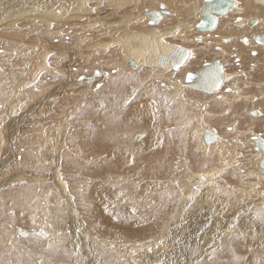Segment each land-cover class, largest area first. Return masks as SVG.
Returning a JSON list of instances; mask_svg holds the SVG:
<instances>
[{"label": "rangeland", "instance_id": "374dc122", "mask_svg": "<svg viewBox=\"0 0 264 264\" xmlns=\"http://www.w3.org/2000/svg\"><path fill=\"white\" fill-rule=\"evenodd\" d=\"M35 1L37 2L38 0H0V17L5 16L4 12H6V8L20 9V7L24 6L25 9H28ZM58 1L61 3L54 2L53 0H40L38 2L41 3H37V8H49L54 5V7H59L60 11H66L68 9H73V4L76 5V3L79 2V0H74L75 2L72 1L73 3H69L67 0ZM106 1L107 0H93L90 2V5L87 4V6L92 8L94 7V10L86 13L88 16L84 17L83 19L72 18V20L61 21L62 23L54 21L53 31L60 30L61 32L59 31L58 33L49 32L50 28H47L45 23L37 18H35V21L33 20V22H25L20 18H15L16 23H14L13 26H6L5 23H1L4 19H0V108L4 102H7L9 106V110H0V114H3V116L8 115L5 120L1 122L0 126L2 128H0V130L5 131V126H7L6 122L9 121V119L13 120L14 118L20 116L24 109L28 107L29 108L27 110L29 111L27 115L29 117L34 115V117L37 119L34 120L27 117L24 120L26 124H24V126L23 124H20L21 126H19L20 128L17 130L18 134L15 137H12L13 139L10 138V140L2 141V146H0V264H59L58 262H60V264H67L62 261L66 260L68 257L69 259H72V257L75 258L78 254L80 255L79 264H85L86 260L88 261L87 263H89L92 259L97 261V264H264V206L256 204L258 203L259 199H261V197H259L258 193L256 192L264 189V180H260L258 183H256L258 189L249 188L246 185L249 183L247 182L248 179L241 181L239 180L240 178H235L234 175H236V173L235 170H233L234 175L230 176L229 179L226 178L231 172L223 175V179H219L221 186L226 185L223 189H220L221 187L219 186L220 197L218 195L213 196V194L211 192L210 194L208 192L209 190L207 189H198L197 193L199 194H196L194 198L191 197L192 207H189V210H186L188 209V206H186V212L184 211L185 215L181 216V219L187 217V220H190V222L183 223L181 224L182 226L179 225V222H174V214L177 210L176 205L181 199L180 192L181 190H185V187L188 185V181L186 182L188 179L186 177V172L193 171L194 174H198L201 173L205 168L202 166L203 164H201V152L195 145V139L197 138L196 136L198 132L202 131L201 124L203 123H199V118L200 113L204 111V108L203 106L199 108L197 104H193V106H189L192 111L187 109L188 111L186 114L189 115L186 116V118L189 117L190 119L187 118L186 123L188 124L190 122L188 127H190L189 129L193 131L192 134L195 135L193 136L195 139L192 137L193 139L191 143L187 139V144L190 146V148H186L185 144H183L186 143L184 141L186 137H182L184 134L179 133L180 135L178 134L176 136L175 133L179 132V130H182L183 128L175 126L174 123H171L175 119L174 116L178 115L176 118H179V112H177L179 109L176 106H165L164 101L165 97L168 98V93L164 94V106L159 104L163 98V94L161 95L160 99H157V95H154L157 89L163 92L162 88L166 87L165 84L158 83V81L162 78H157V80H155L156 82L154 80L147 82V80H144L147 76L146 69L139 72H129V68H126L124 63L123 54L121 55L119 53V49L116 48L115 43L114 45H111V40L109 38L111 31L107 29L108 27L103 26V22H101L98 16L108 17L107 15H109L111 17H119L123 15V13L117 9V6L111 5V1ZM116 1L118 2V0H113V3L116 4ZM149 1L153 5L158 4L156 0ZM149 1L138 0L134 6L140 2L139 8H144L149 4ZM160 1L167 2L171 11L177 10L181 16H186L185 10L181 7V5L176 4L173 0ZM242 2L246 4V0H242ZM170 3H173L174 7H171ZM127 4H131V0H127ZM254 5L257 9V12L254 14H261L258 18H262L264 20V11L257 4ZM134 10H137V7ZM93 12L97 14H94ZM63 22L64 24L67 22L69 24L62 25ZM91 22L96 23L99 26L96 27V24ZM223 22L226 23V21ZM73 24L74 26H71ZM84 25H86L87 28L90 27V29H87ZM116 25L121 26L120 24ZM253 25L254 23H252L251 26ZM237 27H235L233 31L227 30L228 33L235 34L236 36V42L229 47L226 45L221 46V42H219V32L224 33L223 30H220V28L224 29L222 23L221 27H219L218 23L215 33L210 35L213 38V40L211 39V44H213V47L210 46V44H207L210 46L209 49H207L208 46L206 44L198 45L200 42L195 40L197 36H194V40L189 41L191 38L193 39V37L188 39L186 43L195 49V52L192 58L189 60L190 63L188 62L189 64L187 66L191 69V67L194 68L196 64L199 66L200 64L202 65L208 58H210L208 61H211L216 56H213L216 51L214 46L219 47L220 45L223 47L225 52V54H223V60L226 62L225 65L227 66V70L234 77L230 78L229 82L225 83V85L220 88L218 91L219 98L215 95L212 96L213 98L209 96L210 98L207 99L199 94H193L192 97L193 99L200 101L201 103L199 104H206L207 107L208 104L206 101L213 102V105L216 103V106H213L212 104L210 105L213 107L210 108V112L207 118H205L207 121L205 125L210 123L209 126L213 128V132L219 139L224 140L222 144L225 143V146L230 148L235 147V145L241 146L240 149L239 146L235 148L241 154V156L238 158L240 161L236 162L237 164L235 165L240 166L241 170L243 171L240 173L241 175L244 173L250 175L253 181L254 178L252 177L254 176L253 174L251 175V173L256 169L255 167H258V160L257 158L253 157H255L258 152L254 150L252 141L250 139H252L253 134H264V113L262 112L264 111V87L256 88L259 85H263L258 82H261L263 79L264 68L262 65L257 68L255 66L252 68L253 64L249 67V62L246 60H249L252 58V56L249 54L247 55L245 52V57H242L238 51L243 53L244 51H249L248 48L255 47L253 44H249V47H245L243 44L245 39H241L242 37H250L253 32L264 33V29H258L262 26H258L257 23H255L253 29L249 26H246L242 29ZM130 29L138 31L134 28ZM36 35H40L39 37L44 40L43 42L45 43H42L41 40L39 42ZM62 38H64V43H61L63 41ZM89 41H91V46L88 49L90 51H85L86 54L89 55H85L86 58L88 57L87 61L92 62V64H87V62L85 65H92L91 69L89 70L91 73L93 68L99 69L101 71L102 69L105 70L107 81H105L104 77L102 78V81H105L102 90L91 91V88H89L88 90L90 91L87 90L85 92H89V94H86L83 98L82 96L84 94L81 95V92L79 91V88L83 89L81 86H78L76 88L77 90L70 89V91H68L67 89L62 95V99L57 100L56 98L50 100L60 104L56 106L50 104V106H47L42 112L44 117L42 113L39 112L38 113L41 114V116L38 117V115L35 114L37 112H35L34 108H32L34 106L33 102H35L38 98L39 101L45 98L46 84H50L52 88H56V84H59L60 81H63V78H65L64 72L61 74V76L58 74L57 69L59 63L55 58V55H53L54 52L58 51V53L61 54H69V57L67 60H65V62H71L69 65L67 64V67L69 68V72L71 71L73 74V71H77L75 69L76 67H85L83 66V59L82 57H79L77 60H74L71 53H64V51L65 49L66 51H72L74 50V47H81L89 43ZM100 42H104L105 46L101 48L99 45ZM41 43L43 45L47 44L49 49L52 51L46 56V58H41L43 64H49L47 68L42 64V73H40V77L37 76L39 77V81H42L41 88L43 89L40 90V93L34 89V92L37 93L36 96H34L30 93V89L33 85L38 87L37 81H29L28 84L19 83L16 88V95H18L19 100L24 101L23 103L26 101L28 102L26 105H22V107L25 106L24 109L13 113L11 112L10 107H17L18 109L20 108L18 107L19 104H17L13 98L6 97V92L11 90V80L9 77L15 73V70L19 71V74L17 75L24 76L26 72L23 69L29 64V58H31L32 54L34 57H36L35 63L37 62L38 65L40 64V56L43 49L41 48ZM14 47H16V50ZM235 49L237 51H235ZM257 49L259 50L258 53L260 52V55L258 56L257 53L253 58H256L257 61H259L260 57L264 55V50L259 48ZM18 51H21V54H18L17 56L16 53H18ZM217 51L219 52V48H217ZM91 56H93L94 59H92ZM54 59H56V62ZM198 59L200 60L195 63ZM15 60L20 61V63L14 65ZM259 63H263V61H259ZM85 68H83V70ZM1 70H4V75L1 74ZM184 70L186 71L187 68L178 71L177 73V76L182 77L183 80L185 78ZM79 73H82V71ZM243 73H245V75H242ZM167 75L169 76V74ZM163 77H166L165 74ZM248 77H250V79H248ZM258 78L262 79L257 80ZM7 81L8 83H6ZM143 81L146 83L143 84ZM236 86L237 91L240 94L239 97H242L246 94L248 96L249 93L250 96L252 94V96L255 97L256 100H254L256 102L255 104H252L254 101H249L243 98L245 101L234 105L233 112L230 113L231 107L228 105L229 103L226 102V100H224V103H222L223 99L221 96L228 94L230 99L233 98L231 96L233 93H235ZM86 88L84 90H86ZM113 88L114 90H112ZM143 89L147 91L149 96L144 95L146 100H143L141 102L142 104H137L135 100ZM75 97L79 99L77 100ZM35 98L36 100L34 101ZM87 100L89 101L87 102ZM218 102L219 104L217 105ZM250 105H253V108L257 106L256 108L259 109L260 114H251L250 109L252 107ZM197 107L200 110H198ZM78 108L81 109L80 115L76 114V110ZM137 108H139L141 112L136 116L134 114L136 112L133 113V111H138ZM108 109H111L112 115L110 117H105L104 110ZM127 110L129 111L126 115ZM10 112L12 115H10ZM117 113L120 114V117L117 116ZM194 114L196 116H194ZM216 115H218L219 118L214 119L212 116ZM67 116L69 118L66 119ZM42 117L43 121L38 122V120H41ZM197 118L198 120H196ZM61 119L65 120V123H62ZM211 122L213 123L211 124ZM39 132L42 135L39 134ZM135 132H139L138 134H140V136L138 138H134L132 136V134ZM35 134H37V140H39V138L42 136L44 137L45 134H49L52 142L54 141L52 145L57 152V157L62 161V167H57L55 165L51 166L43 156H39L38 152L44 149V145L42 147V145L39 144L40 141L38 144L36 143L37 145L33 143L32 139L34 138ZM60 135H63L64 140L66 141L65 150H62V147L55 141H58L61 138ZM238 136L241 139H239ZM234 138L239 139L240 141L244 139L242 141L243 143L245 142V145L239 142L236 143ZM16 139L18 141L20 140V142L18 143ZM43 141L45 142L44 139ZM147 141H151L152 143H149V146L144 148L143 144ZM253 143L256 144L255 141H253ZM11 144L12 146H10ZM216 144L217 143L214 145L216 146ZM35 146L37 148H34ZM174 151L176 154H174ZM228 151L230 150H227V155L231 154L233 149L231 148V153ZM53 152L54 151L52 149H44V153H46L49 158L54 156ZM5 155L6 157L4 158ZM63 155H65L64 158L62 157ZM185 156L189 158L190 161L186 160L185 163H183L181 158L183 159ZM127 157L128 161H125ZM10 158L13 160V162H11L12 160ZM175 161L179 168V172L176 175H172L171 173L174 172L173 170L171 171L170 168L175 163ZM9 162H11V164ZM229 169H231V167H229ZM260 174L263 173L260 172ZM8 175L10 177H8ZM13 176H15L16 179ZM61 177L64 179V181H62ZM57 178H59L58 181L60 183L61 194L56 189V183L54 182V180L57 181ZM119 179L124 180L122 181ZM183 179L186 180L182 181ZM226 180L227 183L225 182ZM233 182L235 183V186L231 189L229 187L232 186L230 184H233ZM262 182L263 184H260ZM241 187L243 189H241ZM68 190L70 191V195L67 193ZM113 191H116L117 194L112 195L111 193ZM230 192H234L233 194L235 197L232 198L230 195L233 194ZM163 194L165 195L163 196ZM243 194L245 195L243 196ZM209 195H211L212 198L209 197ZM218 197L219 199L223 198V200L227 199L225 201H229V203L225 204V206L227 205V207H225L226 210L222 208V204H218ZM207 198L208 202H205ZM237 199H242L243 205L245 202L247 204L253 203L249 209V212H246L248 213L247 215L244 213H240L239 215L233 214L236 208L241 206L242 203V201L237 203ZM216 201L217 203H214ZM66 205L73 207L76 210L75 213L73 212L72 214H66ZM204 205L206 207H204ZM200 206L203 207L201 208ZM214 206L218 210L220 206L222 208V212L219 213ZM58 207H62L61 209L63 210H59ZM211 209H214L215 211H212ZM203 210L206 211V214ZM208 211H210V214ZM62 212H64V216ZM209 215H213L214 218L212 216L211 219ZM200 216L203 217V219ZM243 216L244 218L247 216L251 221V224H249L248 227H245L242 224V221L244 220V218H242ZM70 217L73 218V220ZM137 219L138 221L132 225V221H136ZM217 220L219 221V224L216 223ZM207 221H211L208 223L209 225L207 224L208 226L206 225ZM79 223H81L82 226L84 225V229L85 227L86 229L89 227V230H78L81 229ZM197 223H200V225ZM215 225H217V227L220 225L218 227L220 230ZM222 226L225 230L222 228ZM17 227L23 229L25 228V230H35L38 227H43L47 234L46 237H39L33 234L18 236L13 231L14 228ZM179 227H181L182 230ZM212 227L215 230L213 233ZM190 228H193L192 230L194 232ZM194 228L198 229L195 230ZM206 228L207 230L205 231ZM228 228L231 229L229 230ZM167 231L171 233H167ZM78 233L82 234L79 242L80 245L75 244V246L71 247L69 236L71 235L76 238L75 236H77ZM202 234H204V237ZM194 235L196 236L194 237ZM163 237L166 238L163 239ZM58 239L59 242L56 244ZM76 239L78 240V238ZM159 239L160 241L163 239V243L159 244L158 246ZM206 239H212V242H209ZM92 240H95L93 247H95V251L98 252H96V258L91 257V259H88V255L91 252L90 249ZM185 240H188L186 244L187 247L185 246ZM180 242L184 243L181 244ZM152 243L157 244H155V246ZM136 246H139V248L143 247L144 253L146 252L147 254L145 253L144 255V253H142L143 251L137 249ZM120 247H122V249L117 250V248ZM71 248L73 249L71 250ZM191 248L195 251V253L191 251ZM125 249L129 251L126 252ZM159 249L162 251V253L159 251ZM63 250H65V252ZM183 250H186L187 253L185 254V251ZM70 251L71 254L68 256ZM165 251L168 253H165ZM201 252L205 253L202 254ZM214 252L216 254H214ZM149 253L151 254L149 255ZM171 253L173 255H171ZM59 254H63L62 257ZM162 254L163 257L165 255L164 259ZM175 254L178 255V257L176 255L177 258L174 256ZM54 255L55 257L53 258V261L55 260V262H45V259L48 256ZM56 255L60 257L56 258ZM106 256L107 259L105 260L106 262H104V258ZM143 259H146V262ZM108 260L111 261L108 262ZM72 264L74 263L72 262Z\"/></svg>", "mask_w": 264, "mask_h": 264}, {"label": "bare ground", "instance_id": "6f19581e", "mask_svg": "<svg viewBox=\"0 0 264 264\" xmlns=\"http://www.w3.org/2000/svg\"><path fill=\"white\" fill-rule=\"evenodd\" d=\"M23 1H28V0H23ZM38 1H40V0H38ZM33 2L32 3V5L28 8V7H26V8H28V9H25V7L24 6H22V7H20V9L18 8H6V12H4V17H0V19L1 18H3L4 20L1 22V23H5V25L7 26V25H9V26H13L14 25V23H16V21H15V18H20L21 20H24L25 22H33V20L35 21V18H37V19H39V20H42L44 23H45V26L46 27H50L53 23H54V21L55 22H58V23H60L61 21H66V20H68V19H71V18H80V17H86V16H88V15H86V13H89L91 10H94L92 7H90V6H87V4H89L90 5V2H92L93 0H79V2L78 3H76V5H74L73 4V9H68V10H66V11H60L59 10V7H54V5L53 6H51V7H49V8H37V3H41V2ZM54 2H60V1H58V0H53ZM66 1V0H65ZM69 3L70 2H72V1H74V0H67ZM78 1V0H77ZM111 1V5H115V6H117V9L118 10H120L122 13H123V15L125 16V17H127V19L126 20H121V23L123 24V30L121 31V32H113L112 34H111V36L109 37L110 38V40H111V42L112 43H115V45L117 46V48L119 49V53L122 55L123 54V56H124V61L127 63V65L133 70V71H141L142 69H146L148 72H147V76L145 77V79L144 80H147V82L148 81H155L156 79H155V70H158V75L157 76H159V75H161V77L163 78V79H161V80H159L158 81V83L159 84H165V86L166 87H168V88H166V87H163L162 88V90H163V92H162V100L160 101V105H162V106H164V104H163V99H164V94H166V93H168V98H166L165 97V106L167 105V106H169V105H171V106H176L178 109H180L181 111H182V114L183 115H181L179 118H175L174 119V121L173 122H171V123H177V124H175V126H177L178 124H183V125H188L190 122H189V120H188V124L186 123L187 122V118L188 119H190L189 117H187L186 118V116H188L186 113H187V111L190 109L189 108V106H193V104L194 105H198V107L200 108V107H202L203 106V108H204V111H202V113H200V118H199V123H203V124H201V126H202V131L201 132H198V134H197V138L195 139L193 136H195V135H193L192 133H193V131H191V129H189V128H187V127H185V128H183L182 130H179V132H175L176 133V136L179 134V133H183L184 134V136L182 135V137L184 138V137H186L185 139H184V141L186 142V143H183V144H185V147L186 148H190V146L187 144V139L190 141V143L192 142V139L194 138L195 140H193V141H195V145H196V147H197V149H199L200 150V152H201V164H203L202 166H204L205 168L203 169V171L201 172V173H198V174H194V172L193 171H189V172H186V174H187V180L186 179H183L182 181H185L186 180V182L188 181V185L185 187V190H181V199L179 200L180 202H178L177 203V205H176V213L174 214L175 216H174V222H179V225H181V224H183V223H187V222H190V220L188 221L187 220V217H184L183 219H181V216H184L185 215V213H184V211H185V209H186V206H188V209H186V210H189V207H192L191 205V202H192V200H191V197L192 198H194L195 196H196V194H199V193H197L198 191V189H207V190H209L208 192L210 193H212L213 194V196L215 195V196H219L220 197V195H219V186L221 187L220 189H223V188H225L224 186H226V185H223V186H221V184L219 183V179L221 178V179H223L222 178V176L223 175H225V174H227V173H229V172H231L230 174H229V176H227V178L226 179H229V177L230 176H232V175H234V171L233 170H235V173H236V175H234L235 176V178H240L239 180H241V181H243V180H245V179H248V181L247 182H249V183H247L246 185H247V187H249V188H253V189H258L257 187V184L256 183H258L260 180H264V169L260 166V161H261V159H262V156H263V151H261L260 150V147H257V146H259V145H257V144H254L253 143V141H255L254 139H253V137L254 136H258L262 141H264V134L262 135V134H253V136H252V139H250L251 141H252V144H253V148H254V150H256L257 152H258V154L255 156V157H253V158H257V162H258V167H255V168H257V169H259V171L257 172V170L255 169L252 173H251V175L253 174V176L254 177H252V178H254L253 179V181H252V179H251V176L250 175H247V174H243V175H241L240 173H242L243 171L241 170V168H240V166H236L235 164H237L236 162H238V161H240L238 158H239V156H241V154H240V152L237 150V149H235V148H237L239 145H235V147H231L232 149H233V151H235V152H233L232 151V153H231V148L230 147H227V146H225V143L224 144H222V142H224V140L223 139H219L218 137H217V135L213 132V128L212 127H210L209 126V124L210 123H208L207 125H205V123H207V121L205 120V118H207V109H206V104H203V105H201V104H199V103H201L200 101H197V100H195V99H193V97H192V95L193 94H199V95H202L203 97H205V98H207V99H209L210 97L209 96H211V98H213L212 96H217L218 98H219V94H218V91L220 90V88L222 87V86H224L225 85V83H228L229 82V79L230 78H232L233 77V75L227 70V66L225 65L226 64V62H225V60H223V54H225V52H224V49H223V47H221V46H230V45H232L233 43H235L236 41H235V38H236V36H235V34H232V33H228V31L227 30H230V31H233V29L235 28V27H237L238 25V27L237 28H239V29H242V28H244V27H246V26H249L250 28H254V26H255V23H257L258 24V26L260 25V26H262L261 28H258V29H264V20L261 18H258V17H260V15L259 14H254L255 12H257V9H256V6L254 5V4H257L263 11H264V0H246V4L245 3H243L242 2V0H236L235 2V6L234 7H232V8H230L228 11H226V13H224L223 15H217L216 16V26H215V29L213 30V31H210V32H207V31H200L199 29H198V24L201 22V19H202V6H203V4H204V2H205V0H191V1H189V0H173L176 4H178V5H181V7L185 10V13H186V16H181L180 14H179V11H171L170 10V8H169V5L167 4V2H165V1H160V0H156V2L158 3L157 5H153L152 3H150V1H149V4L146 6V7H144V8H139V4H140V2H139V4H137V5H135L134 6V4L135 3H137V1L138 0H131V4H127V0H118V2L116 3V4H114L113 3V0H107L106 2H110ZM75 2V1H74ZM43 3V2H42ZM45 3V2H44ZM49 3H50V1H49ZM61 3V2H60ZM73 3V2H72ZM71 3V4H72ZM127 4V5H126ZM163 4V8L161 7V5ZM46 5V4H45ZM44 5V6H45ZM48 6V5H47ZM57 6H59V5H57ZM72 6V5H71ZM93 6V5H92ZM170 6L171 7H174V4L173 3H170ZM136 7H137V10H134V9H136ZM3 8V7H2ZM1 8V9H2ZM40 9V10H39ZM125 9V10H124ZM130 9V10H129ZM10 10V11H9ZM262 11V12H263ZM10 12V13H9ZM120 12V13H121ZM94 14H97V13H95V12H93ZM156 13H159V16H157L156 15ZM73 15H76L75 17H72ZM2 16V15H1ZM108 17H104V21H103V25L105 26V27H109L111 24H114V23H116V20L115 19H113V20H110L109 21V19H111L110 17L111 16H109V15H107ZM100 19H102V17L103 16H98ZM156 18H158L157 19V21L155 22L154 20L156 19ZM171 18V19H170ZM253 18V19H252ZM132 21L133 22V24L131 25L128 21ZM223 21H226V23L225 22H223ZM232 21H234V22H232ZM262 21V22H261ZM145 22V23H144ZM39 23H40V21H39ZM38 23V24H39ZM109 23V24H108ZM218 23H219V27H221V23L223 24V26H224V29H221L220 28V30H223L224 31V33H220L219 32V42H221V46L219 45V47H217V46H214L215 47V53H214V55L213 56H215L211 61H213L214 59H215V61H218L219 62V66L221 65L222 67H223V77H222V79H223V83L219 86V88L215 91V92H213V93H204V94H202L203 92H201V91H199V92H201V93H199V92H197L196 90H194V89H191L189 86H188V83H187V81H186V77L188 76V74H191V72L192 71H196V70H199L200 68H202L206 63H209V62H211V61H208V60H210V58H208L207 60H205V62L201 65L200 64V66L198 65V64H196L195 66H194V68L193 67H191V69L187 66L190 62H189V60L192 58V56H193V54H194V52H195V49H193L191 46H189L186 42H187V40L188 39H190L191 37H193V39L191 38L189 41H191V40H194V36H197V38L195 39V40H199V44L198 45H203V44H210V46H212L213 47V44H211V42H212V40H213V38L210 36V35H213L214 33H215V31H216V28H217V26H218ZM252 23H254V25L253 26H251L252 25ZM18 24V23H17ZM28 24V23H27ZM237 25V26H234V25ZM5 26V27H6ZM15 26H17V25H15ZM14 26V27H15ZM20 26V25H19ZM36 26V25H35ZM26 27H27V25H26ZM38 27V26H37ZM18 28V27H17ZM29 28V27H28ZM39 28V27H38ZM37 28V29H38ZM130 28H134V29H136V30H138V31H135V30H133V29H130ZM33 30V29H32ZM197 32V33H196ZM256 35H264V33H252L251 34V36L250 37H246V38H241V39H246L247 40V42H245V40L243 41L244 43V46L245 47H249V44H253L255 47H251V48H248L249 49V55L250 56H252V58L251 59H253L252 61H251V65L253 64V66H252V68H254V66L256 67L257 66V63H258V61H257V59L255 58H253V57H255V55L258 53V49L257 48H259V49H261V50H264V42H258L254 37L256 36ZM38 36V35H37ZM40 36V35H39ZM38 36V41L40 40V37ZM11 38V37H10ZM103 38V37H102ZM230 38V39H229ZM20 39V38H19ZM212 39V40H211ZM223 39H225V40H223ZM98 40V39H97ZM106 40V39H105ZM26 41V40H25ZM24 41V42H25ZM40 42V41H39ZM184 42H185V44H184ZM95 43H96V41H95ZM101 43V48L102 47H104L105 46V43L104 42H100ZM184 44V45H183ZM208 46V45H207ZM210 46H208V48L207 49H209L210 48ZM179 47H185V48H187V49H189V51L192 53V55L189 57V59L187 60V62H186V64H184L182 67H179V69L177 70H174V69H171V67H170V62H168L166 65H163V62L167 59V58H169L170 56H171V54H172V56H174V55H176L177 54V51L176 50H178V48ZM204 47V46H203ZM44 49L45 48H47V47H43ZM196 48V47H195ZM199 48H202V47H199ZM217 48H219V52L217 51ZM236 48V47H235ZM65 49V48H64ZM68 49V48H67ZM197 49V48H196ZM206 49V50H207ZM212 49V48H211ZM82 51V52H79V51ZM57 51V50H56ZM60 51V50H59ZM225 51H227V50H225ZM235 51H237L236 49H235ZM58 52V51H57ZM71 53L72 55H73V59L75 60H77V54H80V55H82L81 53H83L84 54V52H85V50L84 49H78V50H76V51H71V50H69V51H66V49H65V51H64V53ZM197 52V51H196ZM217 52V53H216ZM239 52V54H240V51H238ZM45 53H46V51H45ZM87 56H88V54H86ZM238 55V54H237ZM260 55V52L258 53V56ZM212 56V57H213ZM68 57H69V54H68ZM225 57H226V55H225ZM88 58V57H87ZM238 58V57H237ZM257 58H259V57H257ZM201 59V58H200ZM200 59H198L195 63H197ZM242 59V58H241ZM67 60V59H66ZM69 60H71V59H69ZM202 60V59H201ZM192 61V60H191ZM93 62H95V61H93ZM189 62V63H188ZM228 62V61H227ZM71 62H68V61H64V62H62V66L64 67V69L66 70V74H67V76L65 77V83H63L62 85H60V86H58V88H61V89H58V90H53L52 91V93H55V92H59V91H61V90H67L68 89V91H70V89H76L78 86H81V87H87V88H93V86H96V87H100V82L98 81L100 78H101V75L103 76V73H102V71L101 70H99V69H93V72L90 74V75H87V74H82V73H79L80 71H82L83 69L81 68V69H78V71H73V67H72V71L74 72L73 73V75H72V73H71V71L69 72V68L67 67V64L69 65ZM198 66V67H197ZM224 66H225V70H224ZM185 68H187V70L184 72L185 73V78H184V80H183V78L182 77H178L177 76V73H178V71H181V70H183V69H185ZM243 69V68H242ZM250 69V68H249ZM256 69V68H255ZM189 70H191V71H189ZM244 70V69H243ZM188 71V72H187ZM163 72H168V73H170L169 74V76L168 75H166L165 74V78L163 77ZM187 72V73H186ZM238 72V71H237ZM79 73V74H78ZM69 75V76H68ZM75 75H79V77L74 81L73 80V77L75 78ZM92 75H94L93 77H92V79L90 80V83L88 84V82H87V80H88V77H90V76H92ZM236 77V76H235ZM81 78H83V79H81ZM239 78V77H238ZM167 79V80H166ZM234 79V78H233ZM237 80V79H236ZM164 81V82H163ZM239 81V80H238ZM99 82V83H98ZM156 82V81H155ZM143 84H145L146 82H142ZM79 84V85H78ZM262 84L264 85V80H262ZM227 88V87H226ZM80 89V90H79ZM78 90L79 91H83V89H81V88H79ZM228 89V88H227ZM264 89V88H263ZM77 90V89H76ZM75 90V91H76ZM232 90V89H231ZM72 92V91H71ZM156 92H160V90L159 89H157V91ZM217 93V94H216ZM264 93V92H263ZM206 94V95H205ZM169 95H171V96H169ZM208 96V97H207ZM224 95H222L221 97L223 98V102L222 103H224V100H226V102H228L229 104L228 105H230L231 104V102L229 101V97H228V94L226 95L225 94V96L223 97ZM216 97V98H217ZM246 97V99L247 100H251V101H254V102H252V104H255V97L254 96H252V94H251V96L248 94V96L246 95L245 96ZM48 99H54L53 97H51V98H48ZM255 99V100H254ZM216 100V99H215ZM219 100V99H218ZM239 100V98H235L234 99V101L233 102H235V103H233V105H236L237 104V101ZM211 101H212V99H211ZM45 100H40L39 101V99H37L34 103L35 104H38L39 106L37 107V109L39 110V111H44L45 110V108H46V106H45ZM210 102V101H209ZM54 103V102H53ZM52 103V104H53ZM211 104L213 103V102H210ZM210 103H208L209 105H211ZM241 102H239L238 104H240ZM219 104V102L217 103V105ZM227 104V103H226ZM213 105V104H212ZM214 106H216V103H214ZM251 106V105H250ZM198 107H197V109H198ZM252 108H251V110H250V112L253 110V109H257L256 107L255 108H253L254 106L252 105L251 106ZM262 107V106H261ZM195 108V107H194ZM202 108V109H203ZM37 109H35V111H37ZM138 109V111H133V113L134 112H136V113H134L136 116L141 112V110L139 109V108H137ZM188 109V110H187ZM10 110H11V112H13V113H16V112H18V111H20L21 109H18L17 107H12V108H10ZM191 110V109H190ZM193 110H195V109H193ZM198 110H200V109H198ZM258 111H259V109H257ZM263 110V109H262ZM28 111L29 110H27L26 108L24 109V111L20 114V116H18L17 118H14L13 120L12 119H9V121H7L6 123V125L7 126H5V131H3V130H0V135H1V137H0V146H2V143H1V141H7V140H10V138L11 139H13L12 137H15L17 134H18V129L20 128L19 126H21L20 124H23V126H24V124H26L25 122H24V120L27 118V117H29L28 115H27V113H28ZM192 111V110H191ZM9 112V111H8ZM11 112H10V115H12L11 114ZM263 113H264V111H262ZM196 113V112H195ZM197 114H198V111H197ZM251 114H253L252 112H251ZM260 114V111L257 113V114H253V115H259ZM17 115V114H16ZM30 115V114H29ZM191 115V114H190ZM8 115H6V116H3V115H0V124H1V122H3L4 120H5V118L7 117ZM153 116V115H152ZM178 116V115H177ZM192 116V115H191ZM194 116H196L195 114H194ZM14 117V116H13ZM12 117V118H13ZM199 117V116H198ZM192 118V117H191ZM258 118H259V116H258ZM263 118V117H262ZM212 119V118H211ZM196 120H198V118L196 119ZM195 122V121H194ZM214 122V121H213ZM213 122H211V124L213 123ZM22 126V127H23ZM28 126V125H27ZM209 126V127H208ZM212 126V125H211ZM200 127V126H199ZM231 127V126H230ZM0 128H2L1 126H0ZM186 129V130H185ZM24 131V130H23ZM43 131V130H42ZM175 131H176V128H175ZM143 132V131H142ZM209 133V134H211L213 137H212V139H211V142H207L206 143V141L204 142V140H205V134L206 133ZM24 133V132H23ZM26 133V132H25ZM48 133V132H47ZM139 132H135V133H133L132 134V136L135 138H138L139 136L137 135V136H135L136 134H138ZM26 134H28V133H26ZM39 134H41L40 132H39ZM195 134V133H194ZM36 135V136H35ZM34 135V138L32 139V141H33V143L34 144H38V142H39V144H41L42 145V147H43V144H44V141H43V136L42 137H40L39 138V140H37V134H35ZM42 135V134H41ZM48 135V137H47V139H46V144L44 145V149L45 150H50V149H52L54 152H53V157H51V158H49L48 156H47V154L46 153H44V149L43 150H40V152H38L39 153V156L41 157V156H43L44 158H45V160L48 162V164H50L51 166L52 165H55V166H61L62 167V161H61V159H59L58 157H57V152L55 151V148H53V142H52V139H51V137H49V134H47ZM140 135V134H139ZM180 135V134H179ZM40 136V135H39ZM20 137V136H19ZM181 137V136H180ZM193 137V138H192ZM178 138V137H177ZM182 138V139H183ZM222 138V137H221ZM238 138H239V136H238ZM4 139V140H3ZM18 139V138H17ZM16 139V140H17ZM226 139H227V137H226ZM235 139V138H234ZM239 139H241V138H239ZM239 139H235V141H236V143L237 142H239V143H243V141L242 140H244V139H242L241 141L239 140ZM214 140H215V142H214ZM22 141V140H21ZM56 142H57V144L58 145H60L61 147H62V150H65V140H64V136L62 135L61 136V138L57 141V140H55ZM226 141V140H225ZM9 142V141H8ZM17 142L19 143L20 142V140L18 141L17 140ZM230 142H233V141H230ZM256 142V141H255ZM149 143H152L151 141H147L146 143H144L143 144V146H144V148H146L147 146H149ZM215 143H217L216 144V146L214 145ZM227 143V142H226ZM235 143V144H236ZM245 143V142H244ZM243 143V145H245ZM36 144V145H37ZM25 145V144H24ZM215 147H214V146ZM232 145V144H231ZM10 146H12V144L10 145ZM249 146V145H248ZM180 147H182V146H180ZM240 147L241 146H239V149H240ZM243 147V146H242ZM34 148H37L36 146L34 147ZM244 148V147H243ZM20 149H21V147H20ZM235 149V150H234ZM7 150V149H6ZM13 150V149H12ZM30 150V149H29ZM187 150V149H186ZM191 150V149H190ZM227 150H230V151H228L229 153H231V154H229V155H227ZM237 150V151H236ZM246 150V149H245ZM248 150V149H247ZM2 151H3V149H2ZM5 151V150H4ZM14 151H15V149H14ZM13 151V152H14ZM21 151V150H20ZM19 151V152H20ZM252 151V150H251ZM8 152V151H7ZM19 152H18V154H19ZM175 152V151H174ZM185 152V151H184ZM187 152H191V151H187ZM250 153V152H249ZM256 153V152H255ZM174 154H176V152L174 153ZM246 154V153H245ZM252 154V153H251ZM250 154V155H251ZM13 155V154H12ZM226 155V156H225ZM231 155V156H230ZM3 156V155H2ZM14 156V155H13ZM16 156V155H15ZM230 156V157H229ZM6 157V155L4 156V158ZM17 157V156H16ZM42 157V158H43ZM62 157H65V155H63ZM226 157H228V158H226ZM1 158V157H0ZM20 158V157H19ZM11 159V158H10ZM10 159H8V160H10ZM22 159V158H21ZM12 160V159H11ZM181 160L183 161V163H185V161L186 160H189V158H187L186 156H185V158H181ZM3 161V160H2ZM6 161V160H5ZM125 161H128V157L126 158V160ZM177 161V160H176ZM176 161H175V163L172 165V167L170 168V170L172 171L173 170V172L174 173H171L172 175L174 174V175H176V174H178V172H179V168H178V166H177V164H176ZM190 161V160H189ZM11 162H13V160L11 161ZM11 162H9L10 164H11ZM39 163V162H38ZM60 163V164H59ZM13 164V163H12ZM242 164V163H241ZM9 165V164H8ZM238 165H239V163H238ZM7 166V165H6ZM49 166V165H48ZM256 166V165H255ZM229 167H231V169H229ZM248 167V166H247ZM52 168V167H51ZM252 168H253V166H252ZM251 169V168H250ZM249 169V170H250ZM177 170V171H176ZM231 170V171H230ZM170 172V171H169ZM260 172L261 173H263V174H260ZM11 173V172H10ZM9 173V174H10ZM17 173V172H16ZM58 173V172H57ZM249 173V172H248ZM40 174H41V172H40ZM55 174H56V172H55ZM16 176H17V174H16ZM8 177H10L9 175H8ZM14 178H15V176H13ZM13 177H12V179H13ZM126 178V177H125ZM8 179H10V178H8ZM16 179V178H15ZM18 179H19V177H18ZM54 179V178H53ZM61 179H62V181H64V179L61 177ZM170 179V178H169ZM171 179H172V177H171ZM7 180V179H6ZM59 178H57V181H55L54 180V182L56 183V189L60 192V194H61V191H60V183H59ZM119 180H124V179H119ZM179 182H181V181H179ZM226 183H227V180L225 181ZM245 182V181H244ZM252 182V183H251ZM122 183V182H121ZM120 183V184H121ZM239 183V182H238ZM255 185H254V184ZM16 184V183H15ZM223 184H224V182H223ZM235 183L233 182V184H230V185H232L231 187H229V188H234V185ZM260 184H263V182L262 183H260ZM229 186V185H228ZM241 186V185H240ZM256 186V187H255ZM264 186V185H263ZM182 187V186H181ZM245 187V186H244ZM262 187V186H261ZM241 189H243L242 187H241ZM180 190V189H179ZM250 190V189H249ZM252 190V189H251ZM254 191V190H253ZM226 192V191H225ZM242 192V191H241ZM67 193H68V195H70V191L68 190L67 191ZM167 193H169V192H167ZM203 193V192H202ZM210 193V194H211ZM231 193V192H230ZM234 193V192H233ZM233 193H231V194H233ZM237 193V192H236ZM248 193V192H247ZM256 193H258V195H259V197H261V199H259V201H258V203H256L257 205H260V206H264V189L263 190H259L258 192H256ZM112 195H115V194H117V192L116 191H113L112 193H111ZM166 194V193H165ZM165 194H163V196L165 195ZM229 194V193H228ZM249 194V193H248ZM171 195V194H170ZM203 195V194H202ZM205 195V194H204ZM245 194H243V196H244ZM132 196V195H131ZM163 196H162V198H163ZM232 198L233 197H235V195L233 194V195H230ZM202 197V196H201ZM209 197H211V195H209ZM219 197H218V199H217V201H218V204L220 203V204H222L223 205V207L222 208H224L225 210H226V208L225 207H227V205L225 206V204H227V203H229V201H225V200H227V199H225V200H223V198L222 199H219ZM212 198V197H211ZM215 198V197H214ZM217 198V197H216ZM230 198V197H229ZM250 198V197H249ZM201 199V198H200ZM152 200V199H151ZM170 200V199H169ZM174 200V199H173ZM203 200H204V198H203ZM208 200V198L206 199V201L205 202H208L207 201ZM212 200V199H211ZM216 200V199H215ZM245 200H247V199H245ZM121 201V200H120ZM147 201V200H146ZM157 201V200H156ZM201 201V200H200ZM217 201L216 202H214V203H217ZM240 201H242V199H237V203H239ZM145 202V201H144ZM175 202V201H174ZM209 202H210V200H209ZM233 202V201H232ZM200 203V202H199ZM211 203V202H210ZM139 204V203H138ZM151 204V203H150ZM152 204H154V203H152ZM207 204V203H206ZM205 204V205H206ZM213 204V203H212ZM253 204V203H252ZM252 204H250V203H246L245 202V204L243 205V201H242V203H241V206H238L237 208H236V210H235V212H233V214H235V215H239L240 213H244L245 215H247L248 213H246V212H249V209L251 208V206H252ZM48 205H50V204H48ZM62 205V204H61ZM190 205V206H189ZM204 205V207H206ZM208 205V204H207ZM211 205V204H210ZM215 205V204H214ZM229 205V204H228ZM235 205H236V203H235ZM238 205V204H237ZM58 206V205H57ZM59 206H60V204H59ZM221 206V205H220ZM219 206V210H218V212L220 213V212H222L221 210H222V208ZM48 207V206H47ZM66 207V214L68 213H75V209L73 208V207H70V206H68V205H66L65 206ZM165 207V206H164ZM201 208L203 207V206H200ZM208 207V206H207ZM234 207V206H233ZM62 207H58V209L60 210ZM156 208V207H155ZM199 208V207H198ZM197 208V209H198ZM201 208H200V210H201ZM211 208H212V206H211ZM214 208V209H215ZM65 209V208H64ZM164 209V208H163ZM194 209H195V207H194ZM207 209H209V208H207ZM214 209H211L212 211L214 210ZM263 209V208H262ZM58 210V211H59ZM61 210H63V209H61ZM69 210H70V212H69ZM72 210V211H71ZM157 210V209H156ZM159 210V209H158ZM206 210V209H205ZM253 210V209H252ZM46 211V210H45ZM151 211V210H150ZM155 211V210H154ZM164 211V210H163ZM162 211V212H163ZM204 211V210H203ZM207 211V210H206ZM206 211H204L205 212V214H206ZM215 211V210H214ZM65 212V211H64ZM64 212H62L63 213V216H64ZM186 212V211H185ZM199 212V211H198ZM209 212V214H210V211H208ZM218 212H217V214H218ZM45 213V212H44ZM180 213V214H179ZM184 213V214H183ZM192 213H193V211H192ZM197 213V212H196ZM213 213V212H212ZM253 213V212H252ZM101 214V213H100ZM181 214H183V215H181ZM187 214V213H186ZM201 214H203V213H201ZM204 214V215H205ZM216 214V215H217ZM230 214V213H229ZM228 214V215H229ZM173 215V214H172ZM200 215V214H199ZM204 215H203V217H204ZM221 215V214H220ZM219 215V216H220ZM232 215V214H231ZM230 215V216H231ZM137 216V215H136ZM135 216V217H136ZM139 216V215H138ZM189 216V215H188ZM206 216V215H205ZM210 216V215H209ZM213 216V215H212ZM212 216H210L211 217V219H212ZM218 216V215H217ZM229 216V217H230ZM251 216V215H250ZM76 217V216H75ZM74 217V218H75ZM177 217H178V219H177ZM190 217V216H189ZM193 217V216H192ZM201 217V216H200ZM203 217H201L202 219H203ZM216 217V216H215ZM228 217V218H229ZM232 217V216H231ZM230 217V218H231ZM264 217V216H263ZM71 218V217H70ZM154 218V217H153ZM207 218V217H206ZM213 218H214V216H213ZM221 218V217H220ZM229 218V219H230ZM242 218H244V216L242 217ZM72 220H73V218H71ZM151 219V218H150ZM197 219V218H196ZM227 219V218H226ZM232 219V218H231ZM235 219V218H234ZM132 221V220H131ZM138 221V219L135 221H132L133 222V224L132 225H134V223H136ZM142 221V220H141ZM191 221H193V220H191ZM198 221V220H197ZM203 221V220H202ZM235 221H237V220H235ZM129 222H130V220H129ZM140 222V221H139ZM205 222V221H204ZM209 222H211V221H209ZM208 221H207V223H206V225L209 223ZM214 222V221H213ZM219 221L217 220L216 221V223H218ZM229 222V221H228ZM227 222V223H228ZM231 222V221H230ZM141 223V222H140ZM202 223V222H201ZM165 224V223H164ZM171 224V223H170ZM193 224V223H192ZM197 224H199L200 225V223H197ZM203 224V223H202ZM202 224H201V226H202ZM215 224V223H214ZM213 224V225H214ZM219 224V223H218ZM226 224V223H225ZM242 224L245 226V227H248L249 226V224H251V221H250V219L247 217V216H245V218H244V220L242 221ZM79 225H80V227H81V229H78V230H85V231H88L89 230V227H87L88 229H86V227H85V229H84V225L82 226V224L81 223H79ZM178 225V226H179ZM189 225H191V224H189ZM209 225V224H208ZM207 225V226H208ZM220 225H222V224H220ZM219 225V226H220ZM232 225V224H231ZM167 226V225H166ZM182 226V225H181ZM205 226V225H204ZM203 226V227H204ZM206 226V227H207ZM216 227H217V225H215ZM218 226V227H219ZM224 226V225H223ZM223 226H222V228H223ZM227 226V225H226ZM169 227V226H168ZM188 227V226H187ZM217 227V228H218ZM29 228V227H28ZM163 228V227H162ZM165 228V227H164ZM170 228V227H169ZM180 229H181V227H179ZM185 228V227H184ZM184 228H183V230H184ZM196 228V227H195ZM194 228V229H195ZM199 228V227H198ZM197 228V229H198ZM202 228V227H201ZM216 228V229H217ZM222 228H221V230H222ZM91 229V228H90ZM93 229V228H92ZM172 229V228H171ZM185 229H187V228H185ZM191 230L193 229V228H190ZM197 229H195V230H197ZM204 229V228H203ZM212 229H213V227H212ZM219 230H220V228H218ZM224 229V228H223ZM229 229V228H228ZM231 229V228H230ZM229 229V230H230ZM164 230V229H163ZM173 230V229H172ZM177 230H179V229H177ZM182 230V229H181ZM207 230V228L205 229V231ZM211 230V229H210ZM225 230V229H224ZM262 230V229H261ZM18 236H26V235H29V234H31L32 233V231H36L38 234H35V233H32L33 235H36V236H39V237H42V236H44V237H46V232H45V230L43 229V227H38L37 229H35V230H25V228L23 229V228H20V227H17V228H14V230H13ZM41 231L44 233V235H40V233H41ZM174 231V230H173ZM193 231V230H192ZM192 231H191V233H192ZM200 231V230H199ZM213 231H215L214 229L212 230V233H213ZM227 231V230H226ZM21 232H23V233H25V234H20ZM166 232V231H165ZM176 232V231H175ZM180 232V231H179ZM194 232V231H193ZM197 232V231H196ZM219 232V231H218ZM167 233H171V232H168L167 231ZM201 233H202V231H201ZM206 233V232H205ZM173 234V233H172ZM175 234V233H174ZM176 234H178V233H176ZM182 234V233H181ZM180 234V235H181ZM199 234V233H198ZM216 234V233H215ZM74 235V234H73ZM170 235V234H169ZM191 235V234H190ZM200 235V234H199ZM204 234H202V236H203ZM206 235V234H205ZM214 235V234H213ZM68 236V235H67ZM71 236V235H70ZM69 236V238H70V241H71V243H70V246L71 247H73V246H75V244L77 245V244H79V242H80V239H81V236H82V234L81 233H78V235L77 236H75L76 238H78V240L76 239V238H74L73 236H71L70 237ZM177 236V235H176ZM196 235H194V237H195ZM217 236V235H216ZM218 236H220V235H218ZM92 237V236H91ZM174 237V236H173ZM182 237H183V235H182ZM185 237V236H184ZM187 237V236H186ZM189 237V236H188ZM204 237V236H203ZM212 237H215V236H212ZM164 238H166V237H163V239ZM181 238V237H180ZM198 238V237H197ZM208 238V237H207ZM65 239H66V237H65ZM163 239L160 241V239L158 240V246H159V244H162L163 243ZM177 239H179V238H177ZM190 239V238H189ZM217 239V238H216ZM64 240V239H63ZM170 240V239H169ZM176 240V239H175ZM180 240V239H179ZM182 240V239H181ZM193 240V239H192ZM206 240H208V239H206ZM67 241V240H66ZM78 241V242H77ZM138 241V240H137ZM140 241V240H139ZM183 241V240H182ZM181 241V242H182ZM186 241V240H185ZM184 241V242H185ZM203 241V240H202ZM209 242L211 241L212 242V239L211 240H208ZM220 241V240H219ZM57 242H58V240H57ZM57 242H56V244H57ZM65 242V241H64ZM94 242H95V240L93 241L92 240V244H91V249H90V253H89V255H88V259H91V257H95L96 258V252H98V251H95V247H93L94 246ZM170 242V241H169ZM180 242V243H181ZM183 242V243H184ZM187 242H188V240L186 241V243H185V246L187 247ZM232 242V241H231ZM68 243H69V241H68ZM168 243V242H167ZM183 243H181V244H183ZM204 243H205V241H204ZM218 243V242H217ZM135 244V243H134ZM145 244V243H144ZM149 244V243H148ZM147 244V245H148ZM153 245H155V244H157V243H152ZM151 244V245H152ZM164 244H165V241H164ZM188 244H190V243H188ZM64 245V244H63ZM65 245H66V243H65ZM64 245V246H65ZM80 245V244H79ZM179 245V244H178ZM197 245V244H196ZM220 245H222V244H220ZM56 246V245H55ZM135 246V245H134ZM156 246V245H155ZM165 246V245H164ZM189 246V245H188ZM193 246V245H192ZM191 246V247H192ZM210 246V245H209ZM223 246V245H222ZM66 247V246H65ZM126 247V246H125ZM137 247V246H136ZM147 247V246H146ZM166 247H167V245H166ZM172 247V246H171ZM182 247V246H181ZM190 247V246H189ZM195 247H197V246H195ZM204 247V246H203ZM70 248V247H69ZM144 248H145V246H144ZM156 248V247H155ZM154 248V249H155ZM162 248V247H161ZM179 248V247H178ZM226 248V247H225ZM67 249H68V247H67ZM73 248H71V250H72ZM78 249V248H77ZM120 250V249H122V247H120V248H117V250ZM124 249V248H123ZM128 249V248H127ZM127 249H125L126 250V252H128L129 250H127ZM130 249V248H129ZM137 249H140V251H143L142 253H144V250H143V247L142 248H139V246L137 247ZM136 249V250H137ZM192 249V248H191ZM191 249H189V250H191ZM214 249H216V248H214ZM222 249V248H221ZM135 250V249H134ZM133 250V251H134ZM149 250V249H148ZM152 250H153V248H152ZM152 250H151V253H152ZM173 250V249H172ZM187 250V249H186ZM186 250H183V251H185L184 253L186 254L187 253V251ZM188 250V251H189ZM225 250V249H224ZM64 252H65V250H63ZM74 251V250H73ZM132 251V252H133ZM159 251L162 253V251L159 249ZM168 251V250H167ZM167 251H165V253H168ZM191 251H193L194 253H195V251L192 249ZM120 252V251H119ZM135 252V251H134ZM139 252V251H138ZM137 252V253H138ZM174 252V251H173ZM178 252V251H177ZM141 253V252H140ZM146 253V252H145ZM145 253H144V255H145ZM151 253H149V255L151 254ZM164 253V252H163ZM170 253V252H169ZM191 253V252H190ZM189 253V254H190ZM202 253V252H201ZM200 253V254H201ZM203 253H205V252H203ZM202 253V254H203ZM206 253H208V252H206ZM70 254H71V251L69 252V255L68 256H70ZM147 254V253H146ZM155 254V253H154ZM178 254V253H177ZM177 254H175L174 256L176 257V255ZM184 254V255H185ZM214 254H216L215 252H214ZM135 255V254H134ZM139 255V254H138ZM159 255V254H158ZM169 255V254H168ZM171 255H173L172 253H171ZM213 255V254H212ZM100 256V255H99ZM121 256V255H120ZM127 256V255H126ZM136 256V255H135ZM140 256V255H139ZM148 256V255H147ZM170 256V255H169ZM168 256V257H169ZM132 257V256H131ZM130 257V258H131ZM160 257V256H159ZM162 257H163V254H162ZM162 257H160V258H162ZM171 257V256H170ZM177 257H178V255H177ZM176 257V258H177ZM180 257H181V255H180ZM71 258V257H70ZM134 258H136V257H134ZM147 258H149V257H147ZM151 258V257H150ZM154 258H156V257H154ZM165 258V255H164V257H163V259ZM167 258V257H166ZM174 258V257H173ZM197 258V257H196ZM99 259V258H98ZM107 259V256L104 258V262H106L105 260ZM122 259V258H121ZM175 259V258H174ZM250 259H252V258H250ZM100 260V259H99ZM103 260V259H102ZM132 260V259H131ZM144 260V259H143ZM151 260H152V258H151ZM150 260V261H151ZM154 260V259H153ZM68 261H69V263H68ZM111 260H108V262H110ZM133 261H134V259H133ZM132 261V262H133ZM145 262H146V259L144 260ZM160 261H161V259H160ZM163 261V260H162ZM166 261V260H165ZM171 261V260H170ZM62 262H65V263H67V264H72V262L74 263V264H79L80 263V255L78 254L75 258H73L72 257V259H69V257L66 259V260H63ZM88 261L86 260V263L85 264H97V261H95V260H91L89 263H87ZM99 262H101V261H99ZM119 262V261H118ZM148 262V261H147ZM59 264H60V262H58ZM122 263V262H121ZM127 263V262H126ZM183 263V262H182ZM212 263V262H211ZM123 264V263H122ZM135 264V263H134Z\"/></svg>", "mask_w": 264, "mask_h": 264}, {"label": "crops", "instance_id": "0c3cea01", "mask_svg": "<svg viewBox=\"0 0 264 264\" xmlns=\"http://www.w3.org/2000/svg\"><path fill=\"white\" fill-rule=\"evenodd\" d=\"M67 12V11H66ZM76 15H73L72 17H75ZM84 17H80V19H83ZM111 19H109V21L110 20H113V19H115L116 20V23H114V24H111L110 25V27H108L107 29H109L110 31H111V33H110V35L109 36H111V34L113 33V32H121L122 30H123V28H122V26H123V24L121 23V20H126L127 19V17H125L124 15H121V16H119V17H110ZM68 20H72V18L71 19H68ZM68 20H66V21H68ZM101 20V22H103L105 19H104V17H102V19H100ZM131 25L133 24V22L132 21H128ZM60 23H62V22H60ZM91 23H93V22H91ZM145 23V22H144ZM66 24H69L68 22L67 23H65L64 24V22H63V24L62 25H66ZM93 24H96V23H93ZM116 24H120L121 26H119V25H116ZM53 25H54V23L50 26V27H47V28H50L49 29V32H55V33H58L60 30H55V31H53V29H54V27H53ZM71 26H74V24L73 25H71ZM84 26H86V25H84ZM96 27L97 26H99L98 24H96L95 25ZM104 26V25H103ZM86 28H87V26H86ZM89 29H90V27H88ZM87 28V29H88ZM122 28V29H121ZM78 29V28H77ZM61 32V31H60ZM36 37H37V40H38V36L36 35ZM65 38V37H64ZM64 38H62V42L61 43H64ZM107 39V38H106ZM40 40H41V42L42 43H45V42H43L44 40H42L41 38H40ZM39 40V41H40ZM72 41V40H71ZM90 42L91 41H89V43H87V44H85V45H83V46H81V47H79V46H77V47H74V50H72V51H76V50H78V49H84L85 51H90V50H88L89 49V47L91 46V44H90ZM41 43V44H42ZM109 43V42H108ZM110 43H111V45H114V43H112L111 41H110ZM77 45H79V44H77ZM99 45L101 46V43H99ZM17 46V45H16ZM43 47H47V48H43ZM108 47V46H107ZM41 48H43L42 49V53H41V56H40V64L38 65V63L36 62L35 63V58L36 57H34L33 56V54L31 55V58H29V64L23 69L26 73L24 74V76H21V75H17V74H19V71L18 70H15V73H14V71H13V75L11 76V77H9V79L11 80V90L10 91H8V92H6V97H10V98H13V100L17 103V104H19L18 105V107L20 108V109H24V107L25 106H23L22 107V105H26L27 104V102L28 101H26L25 103H23L24 101H21V100H19V98H18V95H16V92H17V85L19 84V83H23V84H28L29 83V81H37V83H38V87H36V85H33L32 87H31V89H30V93L32 94V95H34V96H36V94L37 93H35L34 92V89L35 90H37L38 91V93H40V90H42L43 88H41L42 87V84H41V82L42 81H39V75H40V73H42V71H41V65L43 64L42 63V61H41V58H46V56L50 53V52H52L51 51V49H49V46L47 45V44H42L41 45ZM40 48V49H41ZM116 48H117V46H116ZM14 49L16 50V47H14ZM92 49H95V48H92ZM91 49V50H92ZM45 51H46V53H45ZM37 52V51H36ZM39 52V51H38ZM79 52H82L81 50L79 51ZM247 53V55L249 54L248 52L249 51H244L243 53H241L240 52V54H241V56L243 57H245V55H244V53ZM17 54V56H18V54H21V51H18V53H16ZM37 54H39V53H37ZM86 52H84V54H82V55H80V54H77V59L79 58V57H82V59H83V66H85V67H79V68H75L77 71H78V69H83V68H85L84 70H82V74H87V75H90L91 74V72L89 71L90 69H91V67H92V65L91 66H88V65H85V63H87V64H92V62H89V61H87V58H86ZM53 55H55V58L57 59V61H58V63H59V65H58V69H57V71H58V74L61 76V74L64 72L65 73V77L67 76V74H66V70L64 69V67L62 66V62H64L67 58H68V54H61V53H58V52H54V54ZM89 55V54H88ZM90 57V56H89ZM91 58L92 59H94V57L93 56H91ZM261 58H262V60H261ZM56 59H54V61L56 62ZM243 59H245V58H243ZM246 60V59H245ZM253 60V59H252ZM251 58L249 59V60H246V61H248L249 62V67H250V65H251ZM260 61H263V63H264V55L263 56H261L260 57V59H259ZM17 63H20V61H16L15 60V63H14V65H16ZM124 63H125V66H126V68H129V72H131V73H133V72H137V71H133L128 65H127V63L124 61ZM263 63H257V66H256V68L257 67H259V66H263V68H264V64ZM49 64L48 63H45V64H43V66H45L46 68H47V66H48ZM34 66V67H33ZM75 67V66H74ZM94 69V68H93ZM92 69V70H93ZM88 70V71H87ZM143 70H145V69H142L141 71H143ZM9 71V70H8ZM84 71V72H83ZM93 72V71H92ZM139 72V71H138ZM145 72V71H144ZM148 72V71H147ZM147 72H146V74H147ZM102 73H103V76L98 80L99 82H100V87H96V86H93V88H91L90 90L92 91H98V90H102V87H103V85H104V83H105V81H107V79H106V76H105V70L104 69H102ZM264 73V72H263ZM1 74H3L4 75V70H1ZM32 76H31V75ZM163 74H170V73H168V72H163ZM73 75V74H72ZM158 75V70H155V79L157 80V78H162L161 77V75H159V76H157ZM242 75H245V73H243ZM37 76H39V77H37ZM56 77H58V76H56ZM79 77V75H75V78L73 77V80L75 81L77 78ZM104 77V79H105V81L103 82L102 80V78ZM234 77V76H233ZM163 79V78H162ZM248 79H250V77H248ZM252 79V78H251ZM259 79H262V78H258L257 80H259ZM65 78H63V81H60V83L59 84H56V88H52L51 86H50V84H46V92H45V98L43 99V100H45L46 102H45V106L47 107V106H50V104L51 105H53V106H56V105H58V104H60V103H56V102H54L53 103V101H50V99H48V98H51V97H53L54 99H56L57 98V100H59V99H62V95L65 93V90L63 91V90H61V91H59V92H55V93H52V91L53 90H58V89H61V88H58V86H60V85H62L64 82H65ZM262 80H264V76H263V79ZM57 81V80H56ZM26 82V83H25ZM98 82V83H99ZM6 83H8V81L6 82ZM258 83H261L262 84V81L261 82H258ZM102 84V85H101ZM247 84H249V83H247ZM245 85H246V82H245ZM30 86V85H29ZM251 87V86H250ZM260 87H264V85H259V86H257L256 88H260ZM1 88V87H0ZM83 88V87H82ZM85 89V87L83 88V91L81 92V95H83L82 97L84 98L85 97V95L86 94H89V92L88 93H85L89 88H86V90H84ZM90 90H88V91H90ZM112 90H114V88L112 89ZM239 90V89H238ZM262 90V89H261ZM36 91V92H37ZM156 91V90H155ZM114 92V91H113ZM2 94V93H1ZM249 94V93H248ZM144 95L146 96H149L148 95V93H147V91H145L144 89L142 90V92L141 93H139L138 94V96H137V98H136V103L137 104H139V103H141L143 100H146L145 99V97H144ZM154 95L156 96L157 95V99H160V97H161V95H162V91H160L159 93L158 92H155L154 93ZM242 95V94H241ZM247 95V94H246ZM246 95H243L242 97H239L240 96V94H239V92L237 91V86H236V89H235V93H233V95L231 96V97H233V98H229V101L231 102V104L229 105L230 107H231V111H230V113H232L233 112V107H234V105H233V101H234V99L235 98H239V100L237 101V104L239 103V102H242V101H245L243 98H245L246 99ZM222 98V97H221ZM39 99V98H38ZM47 99V100H46ZM75 99H79V98H77V97H75ZM223 99V98H222ZM242 99V100H241ZM36 100V98L34 99V101ZM89 100H87V102H88ZM86 102V103H87ZM207 102V104L208 103H210V102H208V101H206ZM34 103V102H33ZM53 103V104H52ZM61 104H62V102H61ZM107 104H112V103H107ZM142 104V103H141ZM211 104V103H210ZM32 106V105H31ZM30 106V107H31ZM39 105L38 104H35L34 103V106L32 107V108H34V110L35 109H37V107H38ZM214 106V105H213ZM213 106H210L209 104H208V107H207V105H206V109H207V116H208V114H209V110H210V108H212ZM263 107V106H262ZM10 108H12V107H10ZM29 108V107H28ZM28 108H26V109H28ZM264 108V107H263ZM9 110V106H8V103L7 102H4V104L1 106V108H0V110ZM169 109V108H168ZM128 111L129 110H127L126 111V115L128 114ZM35 112H37V113H35ZM34 113L36 114V115H38V117L39 116H41V114H39V113H42V111H39L38 109H37V111H35ZM39 112V113H38ZM76 114H79L80 115V113H81V109L80 108H78L77 110H76ZM177 112H179V117L181 116V115H183L182 114V111L179 109V111L177 110ZM104 113H105V117H110L111 115H112V113H111V109L109 110H104ZM0 115H3V114H0ZM42 115H43V113H42ZM6 116V115H5ZM78 116V115H77ZM117 116L118 117H120V114L119 113H117ZM43 117H44V115H43ZM43 117L41 118V120H38V122H41V121H43ZM176 117H178V116H174V118H176ZM212 117H214V119L215 118H219V116L218 115H216V116H212ZM67 118H69L68 116L66 117V119ZM76 118V117H75ZM29 119H34V120H37L35 117H34V115H32V116H30L29 117ZM122 119V118H121ZM61 122L62 123H65V120H63V119H61ZM174 124H177V123H174ZM177 126H179L180 128H185V127H187V128H190V127H188L189 125H183V124H178ZM216 130V129H215ZM64 133V132H63ZM62 133V134H63ZM67 134V133H66ZM66 134H64V135H66ZM60 136H62V135H60ZM47 137H48V135L47 134H45L44 135V140H45V142H44V144L43 145H45L46 144V139H47ZM67 140V139H66ZM1 143H2V141H1ZM65 143H66V141H65ZM1 149V148H0ZM64 158V157H63ZM60 164V163H59ZM256 170H257V172L259 171V169H257L256 168ZM64 239V238H63ZM58 242H59V239H58ZM57 242V243H58ZM59 255H61V257H62V255L63 254H59ZM55 257V255L54 256H48L46 259H45V262H48V263H52V262H55V260L53 261V258ZM60 256H58V255H56V258H59ZM58 261V260H57Z\"/></svg>", "mask_w": 264, "mask_h": 264}, {"label": "water", "instance_id": "95a60500", "mask_svg": "<svg viewBox=\"0 0 264 264\" xmlns=\"http://www.w3.org/2000/svg\"><path fill=\"white\" fill-rule=\"evenodd\" d=\"M235 0H205L202 8V19L201 22L198 24V29L200 31H213L216 26V16L217 15H223L228 11L230 8L235 6ZM163 5V4H162ZM161 5V6H162ZM163 8V7H162ZM158 18H156L154 21L156 22ZM258 42H264V35H256L254 37ZM199 41V40H196ZM179 50H186V52H190L189 49L185 47H179L177 51V54L167 58L164 62L163 65H166L168 62H170V67L171 69L176 70L174 67V61L179 60L180 58V52ZM190 57V56H189ZM183 60V62L180 64V67H182L184 64H186L187 60ZM220 68L223 69V67L220 65L219 62L215 61V59L209 63H206L202 68L196 71L191 72V79H189V74L186 77V81L188 83V86L191 89H194L196 91H201L203 93H213L215 92L219 86L216 84V79L217 78H222L223 77V71L220 72ZM94 75L88 77V84L90 83V80L92 79ZM253 114H257L259 111L257 109H253L251 111ZM140 136L139 134H136L135 136ZM209 134L208 132L205 134V141H209ZM212 136V135H211ZM213 137V136H212ZM259 138L258 136H254ZM256 141V144L259 145L257 147H260V141L254 139ZM260 166L264 169V151H263V156L260 161ZM32 233L38 234L36 231H32ZM31 233V234H32ZM20 234H25L21 232ZM39 235V234H38Z\"/></svg>", "mask_w": 264, "mask_h": 264}, {"label": "snow or ice", "instance_id": "6c2138e0", "mask_svg": "<svg viewBox=\"0 0 264 264\" xmlns=\"http://www.w3.org/2000/svg\"><path fill=\"white\" fill-rule=\"evenodd\" d=\"M161 7H164L163 5ZM157 16H159V13H156ZM245 42H247V40L245 39ZM180 52V58L177 61H174V67L178 70L180 67V64L183 62V60L187 59V57L191 56L192 53L191 52H186V50H179ZM223 69L220 68V72H222ZM83 79V78H81ZM189 79H191V74H189ZM223 83V79L222 78H217L216 79V84L217 86ZM212 136L209 135V141H211ZM253 139H256L258 141H260V138L257 137H253ZM260 150L264 151V141H260ZM40 235H44V233L41 231Z\"/></svg>", "mask_w": 264, "mask_h": 264}, {"label": "flooded vegetation", "instance_id": "af4514ba", "mask_svg": "<svg viewBox=\"0 0 264 264\" xmlns=\"http://www.w3.org/2000/svg\"><path fill=\"white\" fill-rule=\"evenodd\" d=\"M253 19V18H252ZM260 61V60H259ZM259 61H258V63H259ZM224 70H225V66H224ZM251 110V109H250Z\"/></svg>", "mask_w": 264, "mask_h": 264}]
</instances>
